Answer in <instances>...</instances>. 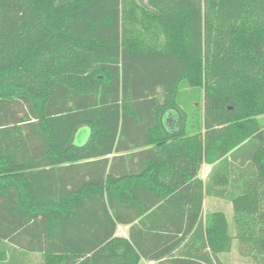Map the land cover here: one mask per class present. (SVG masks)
<instances>
[{"label":"trees","instance_id":"1","mask_svg":"<svg viewBox=\"0 0 264 264\" xmlns=\"http://www.w3.org/2000/svg\"><path fill=\"white\" fill-rule=\"evenodd\" d=\"M263 115L264 0H0V264H264Z\"/></svg>","mask_w":264,"mask_h":264},{"label":"crops","instance_id":"2","mask_svg":"<svg viewBox=\"0 0 264 264\" xmlns=\"http://www.w3.org/2000/svg\"><path fill=\"white\" fill-rule=\"evenodd\" d=\"M192 96V95H191ZM203 107L202 105L195 100L194 98L191 100V103L188 105V118L186 120H183L181 115H178L177 113H175L174 111H165V113L163 114V121H162V125L165 128H170L172 131H177L179 132L182 128L183 125L184 129L187 132H192V130L194 128H196L197 126H199L200 128V124L202 123V117L204 116V111H203ZM196 117V119H195ZM199 117V118H198ZM199 121V122H198ZM199 124V125H198ZM197 125V126H196ZM204 132V130H203ZM237 154V153H236ZM112 155H110V157H112ZM177 161L178 163L180 161H182V153H178L177 155ZM241 154H238V158L234 157V158H230L231 159V166H234L235 168H237V166H239V161L242 159ZM146 158L144 157V159L142 158V161H140L139 167L140 169H142L144 166L147 167V165H149V163L145 164V162L143 160H145ZM136 160H132V164H135ZM214 164H209L207 162H204L201 166V169L199 171V177L202 178L203 180H206L208 178L209 173L211 172L212 168H213ZM242 167V166H240ZM155 168L157 169L158 172H160V170H164L169 172V170L166 168V166L164 165H160L157 164L155 166ZM176 170L178 172H181V170H183V164H177ZM170 173V172H169ZM211 203L212 201H224V202H228L231 203L229 201H226L225 199H221L215 196H206L204 199V208H205V212L210 211V210H225L224 207H220V208H214L213 206L208 207L209 202ZM227 214V212H226ZM129 229H130V225L128 224H121L119 225L118 229H117V235H122L125 237L129 236ZM153 242H157V239H152ZM16 255H18V257H20V259L23 258V254H21V251L16 252ZM27 261V264H35L36 262H38L40 260V255L38 253H31L27 255V258L24 259ZM142 264H156V260H149V259H143L142 260Z\"/></svg>","mask_w":264,"mask_h":264},{"label":"rangeland","instance_id":"3","mask_svg":"<svg viewBox=\"0 0 264 264\" xmlns=\"http://www.w3.org/2000/svg\"><path fill=\"white\" fill-rule=\"evenodd\" d=\"M143 2H146V0H143ZM260 118H261V122L264 124V115L261 116ZM209 205L213 206L214 208L224 207L227 212L229 221L231 223L233 222L232 213H233L234 208H233L232 203H228L224 201H217V202L212 201L211 203L209 202L208 207ZM221 257L223 258L226 264H253L250 257H247L246 255L240 253L236 248L232 250L230 254L225 253V254H222Z\"/></svg>","mask_w":264,"mask_h":264}]
</instances>
